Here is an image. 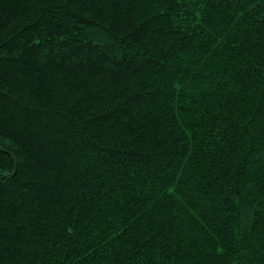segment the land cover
<instances>
[{"label": "trees", "instance_id": "1", "mask_svg": "<svg viewBox=\"0 0 264 264\" xmlns=\"http://www.w3.org/2000/svg\"><path fill=\"white\" fill-rule=\"evenodd\" d=\"M0 264H264V0H0Z\"/></svg>", "mask_w": 264, "mask_h": 264}]
</instances>
